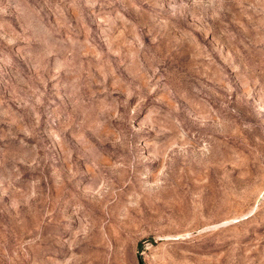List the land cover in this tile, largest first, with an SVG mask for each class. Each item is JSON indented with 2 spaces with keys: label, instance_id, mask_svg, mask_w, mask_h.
<instances>
[{
  "label": "rangeland",
  "instance_id": "rangeland-1",
  "mask_svg": "<svg viewBox=\"0 0 264 264\" xmlns=\"http://www.w3.org/2000/svg\"><path fill=\"white\" fill-rule=\"evenodd\" d=\"M0 264H264V0H0Z\"/></svg>",
  "mask_w": 264,
  "mask_h": 264
}]
</instances>
